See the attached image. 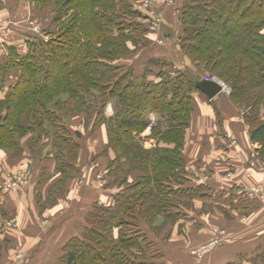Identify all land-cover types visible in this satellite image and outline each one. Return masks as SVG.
Segmentation results:
<instances>
[{
	"label": "trees",
	"instance_id": "obj_1",
	"mask_svg": "<svg viewBox=\"0 0 264 264\" xmlns=\"http://www.w3.org/2000/svg\"><path fill=\"white\" fill-rule=\"evenodd\" d=\"M141 1L32 0L40 9L54 6L43 29L48 40L29 36L27 51L10 46L0 65V89L17 74L0 100V149L21 156V140L31 137L29 150L51 146L46 157L61 176L46 198L35 191L41 211L64 201L68 181L79 175L83 133L71 128L75 119L90 132L105 131L104 150L92 161L113 156L103 172L106 185L118 189L113 204L93 205L83 234L69 240L58 264H167L151 235L163 239L166 226L169 234L181 232L196 201L210 199L208 184L195 183L184 158L201 76L160 56L150 58L142 73L121 63L152 45L151 21L135 10ZM177 1L181 55L231 88L230 103L242 112L264 162V0ZM151 113L162 116L153 128ZM149 128L157 143L146 149L141 135ZM133 173L138 177L131 181ZM228 264H264V253Z\"/></svg>",
	"mask_w": 264,
	"mask_h": 264
},
{
	"label": "crops",
	"instance_id": "obj_2",
	"mask_svg": "<svg viewBox=\"0 0 264 264\" xmlns=\"http://www.w3.org/2000/svg\"><path fill=\"white\" fill-rule=\"evenodd\" d=\"M149 3L148 6L144 1L138 4L147 9L144 12L150 21L160 19L161 29L158 33L149 35V39L155 42L150 50L143 51H153L155 56L173 62L176 68H190L191 64L181 55L177 45L182 27L174 0H149ZM47 8L52 9L50 18L45 21L50 24L54 14L53 5L40 9L32 0H0V21L10 22L0 29V65L5 61V54L10 46L17 47L24 53L27 51L26 41L29 36L39 34L29 28L28 23L33 19V24L40 29L38 22H43L41 18ZM166 27L169 31L167 33L164 31ZM137 55L122 61L134 66ZM152 57L154 56L150 55L145 62L140 61L139 65L134 66L136 72H144ZM16 75L14 73L13 77L10 75L6 78L5 89H0V100L5 97L7 88L14 83ZM210 103L216 105L219 115ZM193 109L184 144V158L195 183L208 184L206 193L210 195V199L197 200L194 211L189 213L188 223L184 220L181 223H185L191 242L196 245L211 238L214 226H221L226 230L223 238L225 241L208 254L204 261L195 263L228 264L240 262L241 256L249 259L257 253H264V198L247 195V190L253 186L261 184L264 187V162L257 155L259 145L251 141L249 127L244 122L241 111L228 101V96L220 94L209 100L204 94L196 92ZM73 129L80 130L84 135L82 123L75 124ZM100 131L102 136L98 145L94 144L93 149H88L91 150V157H85L82 151L79 175L68 181L67 198L56 207L43 212L35 198L36 190L46 198L49 189L61 178L55 172L53 158L46 157L50 151L45 149L31 165L30 186L10 192L0 188V227H3L0 230V247L2 242L6 245L5 249L0 248V264H58L69 240L83 234L85 218L93 205L113 204V195L118 189L116 186L108 187L103 178V172L113 156H98L92 161L95 163H88L93 156L104 150L105 131ZM20 158L22 157H11L0 151V184L4 177L17 173L19 168L29 162L27 158L24 164H19ZM42 176L45 180L38 187ZM137 177L138 174L133 173L130 180L134 181ZM221 207L227 209V212L222 211ZM13 219L17 226H8ZM151 239L161 249L163 239H155L152 235ZM168 255L174 257L175 253ZM188 261L191 263V258Z\"/></svg>",
	"mask_w": 264,
	"mask_h": 264
},
{
	"label": "rangeland",
	"instance_id": "obj_3",
	"mask_svg": "<svg viewBox=\"0 0 264 264\" xmlns=\"http://www.w3.org/2000/svg\"><path fill=\"white\" fill-rule=\"evenodd\" d=\"M174 2H175V6H176L178 1L174 0ZM138 3L139 2L135 3V10L136 11L139 10V12H142V14L145 15L146 13L144 11H146L147 9H145L144 7H141V4H138ZM43 9H45V8H43ZM51 11H52V9H48L47 8L45 13H43V16L41 18L43 22L42 23L38 22V24L41 27L40 28L41 31L38 34V38H40V39L48 40V37L44 33L43 29L45 28V30H47L49 28V24H47L45 21L50 18ZM32 21H34V20L32 19ZM153 21H154V19H153ZM153 21L151 20V22L148 25V28H149V31H150L151 35H152L151 26L153 24L152 23ZM166 29L164 28V31L167 33L168 28L166 27ZM151 41H152V43L155 42L153 40H151ZM149 48L151 49L152 47H149ZM150 55H152L154 57H158V56H155V53L153 51L150 52V51L147 50V51L139 52L137 57L135 59L133 58L134 59V62H133L134 66L139 65L140 61L145 62L146 59L149 58ZM134 56H136V55H133L132 57H134ZM122 62L123 61H121V63ZM190 69L192 71H194L196 74H198L199 76H201V80L204 79L206 76L217 77L216 75L211 74V73H206V72L204 73L203 71H201L198 68H196V66L194 67V66L191 65ZM155 70L157 72V69H155ZM217 78H219V77H217ZM229 96H228V101L230 102ZM112 114H113V108H112V106H109L108 109H107V115L110 116ZM148 118H149L148 120L150 121V124H151V128H153L152 126L155 125L156 121L158 123H159V121H162V116L160 114L151 113L148 116ZM78 123H81V119L80 118L79 119H75L74 122L70 123L71 128L73 129L74 125L75 124L77 125ZM151 128L145 130L143 132V134L141 135V138H142V141H143L142 143H144V146H145L146 149L155 147V145L157 143L156 139H151L150 138V136L152 134V129ZM101 136L102 135H101V131L100 130L96 131L95 133L90 132L88 130L84 131V135H82V139H81V141H82L81 144H82V147H83L82 151L85 154L84 155L85 157H87V156L91 157V154H92V153H90L91 150H88V149H93L92 145H94V144L98 145L97 143H99V141L101 139ZM30 138L29 139H26V138L24 139L23 138L21 140V145L26 150L24 151L23 155H21V157H22V158H20L21 161L19 160L18 163L20 164L22 162V164H24L25 160L27 161V158L29 159V162L26 163L27 165L22 166L21 168H19L17 170V173H15V175L19 174V173H21V172H23L25 170H30L31 171V165H33V163L35 161L34 158H32L33 154H34L35 158H38V157H40V155H42V152L44 151V149L47 150V151H50L52 149L51 146L47 145L42 150L36 151L37 153L35 151H33L31 148H30L31 150H29L28 146H29ZM152 142H155V143H152ZM99 149H100V147H99ZM101 150H102V148H101ZM0 151H3V150L0 149ZM3 152H5V151H3ZM93 154H96V153H93ZM7 155H9V154L7 153ZM85 162L87 163V161H85ZM88 163L93 164L95 162H92V160H90V162H88ZM12 164H14L15 167H17V164L15 162H13ZM26 168H29V169H26ZM80 169H81V167L79 166V170ZM4 181H6V180H4ZM29 181H31V180L29 179ZM28 185L30 186V182H28ZM22 190H24V189H22ZM246 197H247V195H246ZM5 218H6V220H8L7 217H5ZM214 227L215 228L213 229V234H212L211 238H209V240H207V241H203L202 243H199V244L196 245V244H193L191 242L192 241L191 237H190L189 232L187 231V228L185 226L183 228H181V232H179L178 228H174L173 234H172V232L169 234V230L170 229H169V227L166 226L165 230L161 232L162 233V238H163L162 241H164V242L160 245L161 249L158 250L159 254L162 255L161 258L158 257L159 260L162 259L163 263L166 262L167 264H193V263H195L198 260L195 257L192 256V251H194L195 249H198V248H203L204 249L205 247L209 246L212 242L220 241L214 247V249L211 252L208 253V254H211L215 250V248H217L220 244H222L225 241V240H223V238L226 236L225 235L226 234V230L223 227H221V226H214ZM12 229H14V228H12ZM1 247H0L1 249H5L6 248V245L4 244V242L1 243ZM174 249H175V251H172ZM149 252H150V256L157 254V251L149 250ZM173 252L175 253L174 257H171V256L168 255V253H173ZM208 254H205V256L200 261H204L205 257H207ZM177 255H181V256L179 257ZM180 258H181V260H177V259H180ZM190 258H191V263L188 261ZM175 260H177V261H175ZM196 263H198V262H196Z\"/></svg>",
	"mask_w": 264,
	"mask_h": 264
},
{
	"label": "built area",
	"instance_id": "obj_4",
	"mask_svg": "<svg viewBox=\"0 0 264 264\" xmlns=\"http://www.w3.org/2000/svg\"><path fill=\"white\" fill-rule=\"evenodd\" d=\"M144 3L147 6L150 4L149 0H145ZM9 23L10 22L8 20L0 21V29H2L3 27H6ZM152 23L153 24L151 26V32L152 33L159 32L161 29L160 19L157 18ZM29 26H30L29 28H31L33 31L40 33V29L37 28L38 26L34 25L33 22H30ZM204 80H211L217 83L218 85H220V87L223 89L221 94L225 96H229L231 94V89L224 82V80H221L217 77H209V76H206ZM30 176H31V171L25 170L19 174L14 175L12 178L6 179V181L4 182V185H5L7 192L17 191V190H20L21 188H25L28 185ZM247 193H248L247 194L248 196L253 197V198H256V197L264 198V187L261 184L253 186L247 190ZM7 225L17 226V222L15 219H13ZM219 242L220 241H214L209 246L205 247L204 249L203 248L195 249L194 251H192V256L195 257L198 261H200L205 256V254H208L209 252H211Z\"/></svg>",
	"mask_w": 264,
	"mask_h": 264
},
{
	"label": "water",
	"instance_id": "obj_5",
	"mask_svg": "<svg viewBox=\"0 0 264 264\" xmlns=\"http://www.w3.org/2000/svg\"><path fill=\"white\" fill-rule=\"evenodd\" d=\"M198 90L203 93L209 100H213L221 94L222 88L211 80H201L196 83Z\"/></svg>",
	"mask_w": 264,
	"mask_h": 264
}]
</instances>
